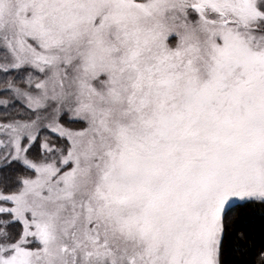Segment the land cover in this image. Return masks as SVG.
Here are the masks:
<instances>
[{"label":"snow or ice","instance_id":"1","mask_svg":"<svg viewBox=\"0 0 264 264\" xmlns=\"http://www.w3.org/2000/svg\"><path fill=\"white\" fill-rule=\"evenodd\" d=\"M0 264H264V0H0Z\"/></svg>","mask_w":264,"mask_h":264},{"label":"trees","instance_id":"2","mask_svg":"<svg viewBox=\"0 0 264 264\" xmlns=\"http://www.w3.org/2000/svg\"><path fill=\"white\" fill-rule=\"evenodd\" d=\"M240 227H247L246 225L244 224H240L238 223L237 224V228H240ZM258 232H259V225H257V247L259 245V235H258ZM256 249H253V253L255 252Z\"/></svg>","mask_w":264,"mask_h":264}]
</instances>
